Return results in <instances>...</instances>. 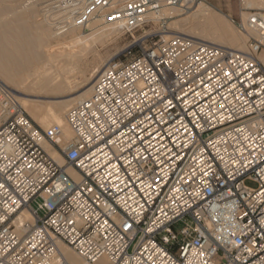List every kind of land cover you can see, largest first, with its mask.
Returning <instances> with one entry per match:
<instances>
[{"label": "built area", "instance_id": "built-area-1", "mask_svg": "<svg viewBox=\"0 0 264 264\" xmlns=\"http://www.w3.org/2000/svg\"><path fill=\"white\" fill-rule=\"evenodd\" d=\"M201 1L56 0L42 12L57 35L96 20L163 30V10ZM247 12L235 24L245 52L174 34L107 65L67 109L69 137L0 85V264H68L58 243L81 264H264V8ZM22 209L32 224L14 223Z\"/></svg>", "mask_w": 264, "mask_h": 264}, {"label": "bare ground", "instance_id": "bare-ground-1", "mask_svg": "<svg viewBox=\"0 0 264 264\" xmlns=\"http://www.w3.org/2000/svg\"><path fill=\"white\" fill-rule=\"evenodd\" d=\"M14 1L7 0L9 3H4V1L0 3V15L5 12L11 13V19H0V85L8 87L18 96L21 105L34 122L36 120L39 125L45 126V128L49 124H59L63 127L64 136L69 137L70 131L65 121L66 109L68 106H71L72 102L89 97L95 79L107 67L110 60L107 58L106 60L96 62V49L89 46L84 51L79 45L84 43L91 44L93 41L100 40L103 36L116 34L118 27L96 20L92 22L91 29L99 28L93 30L91 34L82 36L81 33V36L75 35V29H72L62 36L69 35L70 40L68 42H59V35L51 32L54 30L53 28L52 30L50 29L51 24L43 14L45 7L56 0L39 2L41 7L38 6L40 8L38 9L39 11H43L40 14L42 18L44 17V20L41 19L42 21L40 22L35 19L37 12H35L34 6L29 7V4L25 10H18L17 2L21 3V1ZM22 1L24 3L29 2V0ZM242 3L247 10L254 7L264 8V2L261 0H242ZM177 9H165L161 15L172 18L179 13ZM71 10L68 12H71ZM242 15L244 16V18L242 16L244 20L248 16V12H242ZM163 32L165 33L163 37L180 34L233 51H247L248 35L245 33H243L244 36L238 35L232 25L227 24L221 16L202 2L198 3L195 9L184 19H175L170 31ZM88 55L91 57L89 61V66H91L90 72L88 71L89 76L86 75L89 66L84 65L83 67L79 62L81 59H86ZM60 60H63L67 66V69L64 70L67 74L63 77L60 72L52 70L55 63ZM83 63L84 61L82 65ZM80 78L81 81H79ZM78 87L83 88V90L77 93V95H68L69 97L55 100L45 110L42 109L41 103L39 104L38 100L29 98L33 92L57 94L73 92ZM42 147L57 163H62L61 156L51 145L43 141ZM67 172L73 177H77L72 170L68 169ZM33 222L34 217L28 209L19 211L14 219L15 224H32ZM58 250L59 254L68 264H81L80 257L65 244L58 243ZM104 261L105 259H101L99 263L106 264Z\"/></svg>", "mask_w": 264, "mask_h": 264}, {"label": "rangeland", "instance_id": "rangeland-1", "mask_svg": "<svg viewBox=\"0 0 264 264\" xmlns=\"http://www.w3.org/2000/svg\"><path fill=\"white\" fill-rule=\"evenodd\" d=\"M3 1H4V3H9V2H7V0H0V3ZM15 1H17V0H15ZM20 1H21V3L17 2L18 3L17 4L18 10H20V9L25 10L26 8H28L27 6H29V4H30L29 7L34 6L35 12H37L36 13L37 15H35V17H36L35 19L38 22L44 20L43 19L44 17L42 18L41 14H40V13H42V11H39V9H40L39 7H41L39 2L41 3L42 1H45V0H40V1L39 0H31L30 1L29 0V2H25V3L22 0H20ZM201 2L208 5L213 11H215L219 16H221L227 24L232 25L233 28L235 29V32L238 35L244 36L243 33L238 31V29L235 26V24L240 19L243 20L244 16L242 15V12L248 11L247 9H245V7L242 3V0H202ZM35 4L37 5V8H36ZM23 6H24V8H23ZM194 9H195V6L192 7L189 11H187L185 13H182V11L180 9H177L179 11V13L177 15L173 16L172 18L166 20L163 30H160L159 22L157 20L151 19L143 27H141L140 29H138L136 31L127 32V31H124V30L118 28V31L116 34H109V35H107L108 37L105 35L107 38L103 36V37H101L100 40L93 41L94 43L93 42L91 44H89V43L85 44L84 43V44H81L82 47H81V45H79V46L84 51H86V49H88L89 46L96 49V55H97V56H95L96 62L103 61V60H106L108 58V59H110L109 64L121 63V62L125 61L126 59H128L130 56L138 53L140 51V47L152 45L160 36L165 35V33L163 31H170L171 27L173 26V22L175 19H177V20L184 19V17L188 16ZM252 9H255V7ZM5 13L4 14L1 13L0 19H2V20L11 19V13L10 14H9V12H5ZM242 16H243V18H242ZM92 25H93V23L91 24V26L88 25L87 29H75L74 34L80 35V36H81V33H82V36L83 35H89L93 32V30H96L97 28H99V27H97L95 29L94 28L91 29ZM52 28L53 27L51 25L50 29L52 30ZM51 32H55V31H51ZM62 36L63 35H61V36L59 35V37H60L59 42H63V41L68 42V40H70L69 35H66L64 37H62ZM54 44H56V43H54ZM90 60H91V57L88 55V57L86 59L85 58L83 60L81 59L79 62L81 64V66L84 67V65L85 66L90 65V62H89ZM83 61H84V63L82 65ZM85 62H86V64H85ZM87 63H89V64H87ZM90 67L91 66H89L88 70L86 71V75H88V76H89V72H90L89 71ZM66 69H67V66L64 63V61L60 60L57 63H55V66L52 70H55V72H57V71L60 72L62 77H63L64 75L67 74L66 71H64ZM79 81H81V78L79 79ZM76 90H74L73 92H63V93H57V94L56 93H37V92L35 93V92H33V93H31V96H29V98L38 100L39 104L41 103L42 109L45 110L49 106H51V104H53L52 103L53 101L59 100V99L65 98V97L77 95V93L81 92L83 90V88L78 87V88H76ZM64 93H65V95H64ZM36 94H37V96H36ZM59 94H61V95H59ZM74 103L75 102H72L70 105H72ZM69 107L70 106H68V108ZM67 109H66V111H67ZM66 111H65V113H66ZM28 116H29V114H28ZM31 120H32V118H31ZM34 123L36 124L37 121L35 120ZM36 125L41 129L47 128V127L45 128V126L39 125L38 123ZM50 125L51 124H49L48 127ZM63 162L64 161H62V163ZM247 184L251 187L256 186L255 183H253L251 181H247ZM185 221H188V219ZM183 225H184V222H180L176 225V228L179 229ZM71 251H72V249H71Z\"/></svg>", "mask_w": 264, "mask_h": 264}]
</instances>
